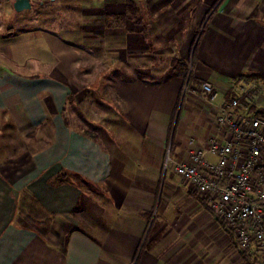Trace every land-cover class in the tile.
<instances>
[{
  "label": "crops",
  "instance_id": "0c3cea01",
  "mask_svg": "<svg viewBox=\"0 0 264 264\" xmlns=\"http://www.w3.org/2000/svg\"><path fill=\"white\" fill-rule=\"evenodd\" d=\"M45 1L82 2L89 16L101 13L103 3ZM222 1L213 0V11ZM212 12L193 15L187 26L168 18L161 69L147 62L156 52L154 31L141 29L139 15L116 28V49L143 76L114 79L117 106L96 108L97 114L77 108L88 91L72 58L39 75L16 71L0 55V264H244L208 202L170 167L162 171L165 147L183 160L214 133L215 110L199 92L202 81L217 90L216 103L243 83L264 111V0H228L219 15ZM98 26L89 29L96 41L104 35ZM188 74V88L196 91L181 95ZM72 114L84 127L71 122ZM39 208L70 231L61 232ZM38 226L64 234L63 253Z\"/></svg>",
  "mask_w": 264,
  "mask_h": 264
},
{
  "label": "rangeland",
  "instance_id": "374dc122",
  "mask_svg": "<svg viewBox=\"0 0 264 264\" xmlns=\"http://www.w3.org/2000/svg\"><path fill=\"white\" fill-rule=\"evenodd\" d=\"M37 1L29 0V8L15 10L12 6L13 0H0V50L3 52L0 55L7 65L16 71L39 75L50 74L57 65H62L72 58L75 60L76 75L80 77L79 86L89 92V94L86 92L84 98L77 103V108L93 111L96 108L110 109L117 106L110 89L114 79L143 76L142 69L141 72L136 71L134 59L130 58L128 53L116 49V28L125 29L128 22H135L133 15H139L141 29L149 27L154 31L155 41L152 43L155 46L152 48H155L156 52H150L151 57L147 62L161 69L164 57L159 51L161 47L159 45L163 44L161 42L165 39L164 29L170 28L168 18L175 17L177 19L175 22L187 26L193 15H205L206 11V15H209L217 5L216 2L210 7L213 0H103L101 13L92 14L90 20L91 16L88 13L83 15L81 12L84 9L83 7L80 9L82 2L68 5L45 0L43 4H39ZM226 1L228 0H223L211 15H219ZM238 11L240 12V9ZM226 14L227 12H224L222 15ZM96 24L99 25V29H104L100 41L94 40L91 36L93 31L89 30L94 29ZM185 28L184 30L183 27L178 28L179 33H184ZM199 29L196 31L197 34ZM7 31H11V35H7ZM147 31L142 32L144 34ZM7 44L11 52L8 50L4 53ZM24 57L25 63L18 64L17 60ZM162 73L159 71L155 78L163 76ZM104 76L109 79L107 83L103 82ZM185 80L187 81V77L183 82ZM81 91L83 95L84 90ZM93 113L97 114L96 111ZM71 116V122L75 126L84 127L82 119L75 114ZM95 120H98L97 116Z\"/></svg>",
  "mask_w": 264,
  "mask_h": 264
},
{
  "label": "built area",
  "instance_id": "2783aa9c",
  "mask_svg": "<svg viewBox=\"0 0 264 264\" xmlns=\"http://www.w3.org/2000/svg\"><path fill=\"white\" fill-rule=\"evenodd\" d=\"M195 91L185 80L181 95ZM199 92L215 110L214 133L183 160L165 147L162 171L170 167L208 202L244 264H264V115L243 83L235 85V95L218 103V92L208 81L199 84Z\"/></svg>",
  "mask_w": 264,
  "mask_h": 264
},
{
  "label": "trees",
  "instance_id": "16d2710c",
  "mask_svg": "<svg viewBox=\"0 0 264 264\" xmlns=\"http://www.w3.org/2000/svg\"><path fill=\"white\" fill-rule=\"evenodd\" d=\"M217 1V0H215ZM38 3V1H37ZM206 14V13H205ZM122 16V15H120ZM193 52V51H192ZM191 56H192V53H191ZM184 76H186V73H184ZM189 78V74L187 75V80ZM260 113L262 115H264V111H260ZM69 175V174H68ZM72 176V178H75L73 176H76V175H70ZM71 178V177H70ZM77 178V177H76ZM73 210L76 211V210H79V204L75 205L73 207ZM40 212V214H42L43 216L47 217V218H51L53 220V222L55 224H58L59 227L61 228V232H68L70 231L71 227L69 224L65 223V221L61 220V218H57V216H54L50 213H47L45 210H43V208H39L38 210ZM36 230L42 235L45 237L46 240H51L50 242L59 248L60 252L63 253L65 248H64V234H61V236H58L57 237V234L53 231V230H50V229H44L43 227H37Z\"/></svg>",
  "mask_w": 264,
  "mask_h": 264
},
{
  "label": "water",
  "instance_id": "95a60500",
  "mask_svg": "<svg viewBox=\"0 0 264 264\" xmlns=\"http://www.w3.org/2000/svg\"><path fill=\"white\" fill-rule=\"evenodd\" d=\"M12 6L15 10H21L24 8H29V0H13Z\"/></svg>",
  "mask_w": 264,
  "mask_h": 264
}]
</instances>
